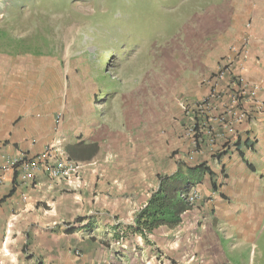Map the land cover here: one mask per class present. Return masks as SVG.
I'll list each match as a JSON object with an SVG mask.
<instances>
[{"label":"rangeland","instance_id":"374dc122","mask_svg":"<svg viewBox=\"0 0 264 264\" xmlns=\"http://www.w3.org/2000/svg\"><path fill=\"white\" fill-rule=\"evenodd\" d=\"M259 1L0 0V50L55 59L66 77L56 116L62 145H99L96 156L77 159L81 175L58 190L56 201L40 204L19 256H1L0 264L163 262L160 228L148 240L128 229L157 175L173 173L178 161H206L217 183L218 176L228 184L235 163L226 161L238 154L236 137L263 142L249 125L261 112L256 102L264 103L258 98L264 75L246 76L255 41L251 11L262 12ZM262 34L263 27L256 41L264 45ZM255 63L261 65L259 58ZM256 158L248 153L259 184L242 182L241 199L230 203L247 205L250 217L248 233L224 242L232 264H264V162ZM205 178L193 189L194 205L208 185L213 191ZM211 193L202 198L211 200Z\"/></svg>","mask_w":264,"mask_h":264},{"label":"crops","instance_id":"0c3cea01","mask_svg":"<svg viewBox=\"0 0 264 264\" xmlns=\"http://www.w3.org/2000/svg\"><path fill=\"white\" fill-rule=\"evenodd\" d=\"M259 4L260 14L251 11L256 19L255 41L249 45L251 58L246 62V76L251 80H258L264 75V45L256 41L261 27L264 29V0H260ZM237 31L241 32V28H237ZM255 58H259L261 65H256ZM55 62L51 58L30 54L11 55L0 50V165L4 167L0 172V257L19 256L25 226L33 224L31 219L35 218L40 204L55 202L58 190L70 185L67 180H49L41 172V165L39 168H25L12 164L14 159H32L55 140L61 141L57 134L63 124L57 125L56 116L58 106L64 104L66 77ZM258 98L264 102V90ZM259 108L261 112L253 113L255 118L249 125L250 135L263 138L264 142V103L256 102L255 109ZM262 143L258 141L251 149L240 145L238 154H232L226 161L235 163L233 176L229 173L226 179L228 184L217 176L220 193L216 195L217 192L212 191L215 195L211 200L203 199L211 193L208 185L203 198L200 197V201L183 214L179 226L174 229L160 228L165 236L159 238L157 245L163 258L159 264H232L224 242L242 238L248 233L249 225L246 224L250 217L247 205L232 207L230 203L242 194L237 189L241 184L246 183L248 188L259 184L256 179L258 166L248 159V153L258 154L256 159L264 162ZM66 146L63 145V148ZM245 161L252 165L253 172L245 168L241 172ZM205 181L206 178L203 183ZM62 199L65 200L64 197ZM239 210L244 212L242 219L238 218ZM245 237H249V234Z\"/></svg>","mask_w":264,"mask_h":264},{"label":"trees","instance_id":"16d2710c","mask_svg":"<svg viewBox=\"0 0 264 264\" xmlns=\"http://www.w3.org/2000/svg\"><path fill=\"white\" fill-rule=\"evenodd\" d=\"M234 142L237 151L242 144L248 149L253 148L254 145V142H250L249 137L245 140L236 137ZM223 146H227V149L222 152L227 153L230 149L228 148L229 144ZM65 149L72 159L89 160L98 154L99 145L97 142L89 143L79 140L68 144ZM86 149H90L88 155L84 153ZM239 155L242 157L241 153ZM245 163L249 168H252L248 161ZM221 171H224V167ZM206 176L210 178L213 191H218L219 184L215 179V173L206 161L193 165L178 161L173 173L158 174L157 187L151 191L146 203L136 212L133 224L128 227L129 232L148 240L149 235L159 228L174 229L179 226L183 214L194 206V201L190 200L191 192L203 182ZM77 221L82 222V219H77Z\"/></svg>","mask_w":264,"mask_h":264},{"label":"built area","instance_id":"2783aa9c","mask_svg":"<svg viewBox=\"0 0 264 264\" xmlns=\"http://www.w3.org/2000/svg\"><path fill=\"white\" fill-rule=\"evenodd\" d=\"M224 73V70L221 71L216 79L222 78ZM242 95V91L238 93V98L235 94L237 102L239 101L238 99L243 98L241 97ZM245 116V112H239V117L242 118ZM61 122L62 119L58 117L57 124H60ZM12 164L16 167L25 166V168H28V166H31L32 168H39V165H41V172L46 175L47 178L52 180L69 181L72 180V178L80 176L82 172L81 163L70 158L66 151L62 149L59 140H56L55 142L49 144L41 154L35 156L34 158L30 159L26 157L24 159H14ZM3 168L4 167L0 165V172L3 170ZM191 193L192 194L190 200L194 201L196 198V193L194 192V190Z\"/></svg>","mask_w":264,"mask_h":264},{"label":"clouds","instance_id":"9594fccd","mask_svg":"<svg viewBox=\"0 0 264 264\" xmlns=\"http://www.w3.org/2000/svg\"><path fill=\"white\" fill-rule=\"evenodd\" d=\"M59 140V139H58ZM56 141V140H55ZM60 141V140H59ZM60 143H61V147H62V149H64L65 151H66V149H65V147L63 148V145H62V142L60 141ZM48 146V145H47ZM46 146V147H47ZM45 147V148H46ZM45 150V149H44ZM66 153H67V151H66ZM41 154V153H40ZM68 154V153H67ZM39 155V154H38ZM37 156V155H36ZM35 157V156H34ZM72 159V158H71ZM74 161H77L76 159H73ZM68 181V180H67ZM69 181H72V180H69Z\"/></svg>","mask_w":264,"mask_h":264}]
</instances>
